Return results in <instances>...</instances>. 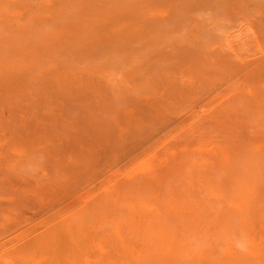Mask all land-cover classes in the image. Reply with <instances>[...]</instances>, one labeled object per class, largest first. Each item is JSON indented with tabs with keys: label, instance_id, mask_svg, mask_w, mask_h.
Returning <instances> with one entry per match:
<instances>
[{
	"label": "bare ground",
	"instance_id": "obj_1",
	"mask_svg": "<svg viewBox=\"0 0 264 264\" xmlns=\"http://www.w3.org/2000/svg\"><path fill=\"white\" fill-rule=\"evenodd\" d=\"M183 260L264 264V0H0V264Z\"/></svg>",
	"mask_w": 264,
	"mask_h": 264
},
{
	"label": "rangeland",
	"instance_id": "obj_2",
	"mask_svg": "<svg viewBox=\"0 0 264 264\" xmlns=\"http://www.w3.org/2000/svg\"><path fill=\"white\" fill-rule=\"evenodd\" d=\"M180 255H182V254H180ZM180 255H178V256H180ZM183 255H186V254H183ZM184 260H185V259H184ZM184 260L182 261V263L179 262V264H186V263H187V264H189V263H190V264H191V263H192V264H200V263L203 264L202 262H200V261H196V260L193 261V262H189V261H187V260L184 262ZM183 262H184V263H183ZM119 264H122L121 261L119 262ZM177 264H178V263H177Z\"/></svg>",
	"mask_w": 264,
	"mask_h": 264
}]
</instances>
